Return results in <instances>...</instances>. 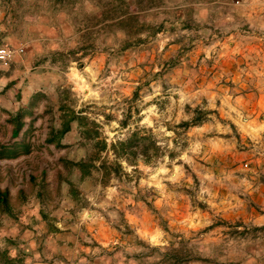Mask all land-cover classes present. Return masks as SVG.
Wrapping results in <instances>:
<instances>
[{
    "label": "rangeland",
    "instance_id": "1",
    "mask_svg": "<svg viewBox=\"0 0 264 264\" xmlns=\"http://www.w3.org/2000/svg\"><path fill=\"white\" fill-rule=\"evenodd\" d=\"M40 1L22 0L7 11L18 19ZM96 3L81 0L77 9L91 14ZM154 9L139 23L180 18L186 27L166 26L122 53L103 50L112 39L93 37L95 49L82 56L69 54L82 40L68 14H44L34 23L22 16L17 26L0 6V46L10 37L23 49V61L0 69V146L29 147L15 159L0 157V190L8 192L10 208L0 211V253L22 251L23 264H136L128 256L140 251L141 264H173L175 253L185 260L175 264H264V228L242 222L251 208L239 199L242 172L234 171L264 153L261 130L245 134L242 125L255 117L264 122V104L256 105L264 101V0H163ZM204 9L214 17L203 19ZM240 11L252 22L242 29ZM44 29L57 36L40 35ZM62 104L95 122L108 143L145 127L174 156L139 163V175L106 187L97 174L80 181L64 165L87 152L76 123L60 146L47 142L61 124ZM197 108L208 113L204 122L179 127ZM19 111L24 127L12 140L9 120ZM136 193L146 204L133 202ZM139 240L148 248L140 250ZM164 254L170 258L162 260Z\"/></svg>",
    "mask_w": 264,
    "mask_h": 264
},
{
    "label": "trees",
    "instance_id": "2",
    "mask_svg": "<svg viewBox=\"0 0 264 264\" xmlns=\"http://www.w3.org/2000/svg\"><path fill=\"white\" fill-rule=\"evenodd\" d=\"M21 1L0 0V6L3 8L5 16L12 13L11 19H14L12 22L15 23L16 19L17 23L14 25L17 24V26L20 24L22 16L31 18V23H34L36 19L44 14L64 12L69 15L71 26L80 33V39L82 40L77 50L69 51L71 55H75L78 52L82 53V56H85L88 49H95L93 42L91 43L90 41L93 37L94 39H104L103 41L105 39H112L114 45L109 47L102 45L103 50L122 53L131 47L143 44L148 37L159 34L166 26L176 28L178 25H182V27H186V23L183 22L184 25L181 24L182 19L180 18H175L172 21H163L157 25L152 24L154 20H144V23H139L140 15H145L149 11L155 10L154 8L161 6L163 0H97L96 7L98 9H96V12H91V14L82 9H77L81 0H41L40 3L37 2L35 9L22 10L20 12L21 15H18L17 19L15 10L11 9L9 13L7 8L11 5L13 7ZM90 1L92 2L94 0ZM132 3L136 5L137 9H128L132 6ZM103 6L106 9H99ZM143 34H145V37H142L144 36ZM74 62L79 63V59H75ZM153 76L155 77L156 75ZM139 90L140 87L135 89L133 99L138 96ZM60 112L61 124L58 129L51 131L47 142L60 146L61 139L71 131V124L73 122L76 123L81 141L86 145L87 152L79 161H64V165L68 170L78 171L80 181L90 178L93 174H97L99 184L102 187H106L112 180H130L132 175H139V163L151 165L161 156L166 155L169 159H172L174 156L171 151H167L162 147L149 128L135 126L126 136L108 143L101 136L98 125L95 122L89 121L86 115H82V112H75L63 106V104L60 105ZM128 112H130V109ZM21 114L23 113L19 111L9 120L12 124V140L18 138L24 127V123L22 122L23 116ZM207 115L208 113L201 109H194L191 119L181 122L178 126L184 130L198 126L204 122ZM119 126L123 129L127 128V120L122 119ZM28 153L29 147L23 141L21 143H13L9 146H0V157L7 159H15L19 155ZM128 169H130V172L127 171ZM66 184L68 185L70 195L75 197L77 192L75 191L74 184L69 181H66ZM131 196L134 203L142 202L146 204V200L143 197H139V193ZM0 211L4 214L10 213L7 191L0 190ZM118 231L120 230L118 229ZM139 245L140 250L146 247L141 240H139ZM150 250L158 251L159 249L152 247ZM169 256L168 254H164L162 260L169 259ZM144 257L145 254L142 251L135 253L133 256H128V258H133L136 264H141ZM172 258L173 264L185 261L178 258L177 253ZM23 259L24 254H22V251H20V256L18 257L9 256L8 250L0 253V264H23ZM199 260L203 259L199 258ZM204 260L207 263L212 262L211 259Z\"/></svg>",
    "mask_w": 264,
    "mask_h": 264
},
{
    "label": "crops",
    "instance_id": "3",
    "mask_svg": "<svg viewBox=\"0 0 264 264\" xmlns=\"http://www.w3.org/2000/svg\"><path fill=\"white\" fill-rule=\"evenodd\" d=\"M213 9H204V15L202 16V18L205 20H209V19H212V17H214V11L212 12ZM212 15V16H211ZM240 16L241 17V23H240V26H241V29L244 28L246 26V22L251 25L252 22L250 23V20H248L247 18L249 17H245L244 14H241V11H240ZM244 16V17H243ZM245 18V19H244ZM244 19V21H243ZM246 20V21H245ZM39 33L40 35L42 36H45L46 38H50V39H53L54 37H56V33L55 31H51L50 29H44V30H39ZM5 45H1L0 48H3V49H8L12 52V58L9 62V64H11V62H16V61H23L22 57L20 54L23 53V49L20 48L16 42V40L12 39V38H8L6 39V41H4ZM232 46V45H231ZM17 48V49H16ZM74 62V61H73ZM39 65L40 62H36ZM36 63L34 64V67H36ZM8 64V66H9ZM7 67H3L1 64H0V69H6L8 68ZM11 84V83H10ZM8 87V85L5 87V89ZM36 95V93H34ZM245 105H247L246 103H244ZM260 105V104H264V101H261V99H259L256 103V105ZM242 112L244 110L240 109ZM260 115V111L257 112V116ZM257 117L254 118V122H250V126H248L247 124H242L244 127V132L245 134H248L246 133V131L248 130L249 131V134H251V130H253V128H258V130H261L260 133H259V137L261 138V143H264V122L261 123V124H258L257 120H256ZM237 120V124H241V118H238L236 119ZM242 121L245 123L247 120L244 118L242 119ZM259 154V157H256L255 158V162L256 163H253V166L252 167H247L246 165H244V167H241L239 166L238 168L236 167L235 168V173L236 172H242L241 175H240V178L238 179H241V186H242V191L243 192H238V196H239V199L242 201V200H246V204L247 205H244V207L246 209L248 208H251V209H248L249 213H250V216H245V215H242L241 216V220L242 222L246 223V222H251L253 224V226H257V227H264V153H258ZM243 172L245 175H243ZM250 175V176H248ZM245 179H243V178ZM236 178V177H235ZM246 178H249V181L246 179ZM242 181H244L242 183ZM236 184V183H235ZM243 187H245V190H243ZM239 218V216H238ZM57 229V230H55ZM56 232H60V230L58 229V227H54L52 233H54V236L55 238H57L58 234ZM114 244V243H113Z\"/></svg>",
    "mask_w": 264,
    "mask_h": 264
},
{
    "label": "built area",
    "instance_id": "4",
    "mask_svg": "<svg viewBox=\"0 0 264 264\" xmlns=\"http://www.w3.org/2000/svg\"><path fill=\"white\" fill-rule=\"evenodd\" d=\"M12 58V52L8 49L0 48V64L7 67Z\"/></svg>",
    "mask_w": 264,
    "mask_h": 264
}]
</instances>
